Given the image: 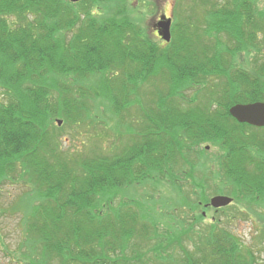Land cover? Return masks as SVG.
Segmentation results:
<instances>
[{
  "label": "trees",
  "instance_id": "16d2710c",
  "mask_svg": "<svg viewBox=\"0 0 264 264\" xmlns=\"http://www.w3.org/2000/svg\"><path fill=\"white\" fill-rule=\"evenodd\" d=\"M188 2L190 8L174 4L172 38L159 44L122 10L71 8L78 2L68 0H0V179L18 164L28 173L35 197L43 196L24 211L25 238L38 254L37 264L54 259L58 264H147L142 259L147 253L156 260L168 246H180V233L154 237L157 226L145 220L140 205L133 210L128 201L117 208L104 202L127 181L170 174L180 162L193 165L198 155L189 158L190 146L202 140L227 148L228 166L223 160L222 165L236 185L263 181L264 172L244 169L253 163L244 148L261 141L245 138L240 128L252 126L234 121L228 107L264 100V8L256 0ZM197 5L202 12H196ZM242 51L251 55L249 66L236 63L235 54ZM120 67L118 74L107 73ZM151 80L166 88L151 92L155 109L147 112L137 89L139 82ZM188 86L189 95L179 91ZM123 103L127 108L137 103L141 117L157 120L136 127L119 121L130 130L131 143L122 153L65 159L58 151L57 135L48 125L54 117L61 116L71 129L91 128L96 117L103 120L108 112L115 117ZM185 199L189 240L205 218L200 209L207 207L205 201ZM224 233L206 232L199 243L193 241L195 253L180 247L182 257L167 255L169 261L165 257L157 264H253L238 251L234 236ZM133 236L149 243L135 253L140 262L123 245Z\"/></svg>",
  "mask_w": 264,
  "mask_h": 264
},
{
  "label": "rangeland",
  "instance_id": "374dc122",
  "mask_svg": "<svg viewBox=\"0 0 264 264\" xmlns=\"http://www.w3.org/2000/svg\"><path fill=\"white\" fill-rule=\"evenodd\" d=\"M188 1L191 0H78L76 1L78 3L71 6V8H85L98 13H103L104 8H112L114 12L117 9L122 10L120 12L129 13L131 19L138 20L137 23L145 27V33L151 40L164 44L170 42L172 28L176 25V19L172 11L173 7L182 2L184 6L177 5L176 8H190L189 4L191 5V3ZM256 2L259 7L264 8V0H256ZM195 8H197L196 12H202L201 6L197 5ZM162 15L171 18L168 42L162 38V35L156 34L154 30L155 20L158 16H160V20L164 21ZM179 25L186 28L187 23L179 21ZM192 27L194 26L192 25ZM222 39L227 43L225 36ZM121 55H123L122 52L114 57ZM250 57L251 55L246 54L244 51L235 54L236 63L240 66H249ZM108 72H110L109 75L118 74L121 72V67L113 68V70L108 69ZM155 81H160V79L158 80L156 77ZM215 81L218 80L215 79ZM154 83V80L138 83L140 86L137 89V96L141 98L140 102L146 107L147 112H150L152 108L155 109V98L153 101L150 99L152 97L151 92L158 89L165 90L166 88L162 82ZM180 88H183V86H180ZM187 88L179 91L189 95L188 93L191 92L192 87L188 86ZM121 106L122 108L118 110L115 117H107L110 114L109 112L107 116L104 115L103 120L101 117H96L95 124L91 128L81 126L71 129L64 124L61 116L54 117L48 125L57 135L58 151L65 155V159L74 155L75 157L87 155V158L90 156L112 158L113 154L122 153L123 148L131 143L128 139V131L130 130L126 128L127 125H122L119 121L123 120L131 127H136L140 123L154 122L157 119L154 117H141L142 115L139 114L142 109L137 103L128 108L125 103ZM211 108L214 109V106L211 105ZM219 108L220 105L216 107V109ZM234 121L236 120L234 119ZM53 125L56 126L53 127ZM250 126L253 128L244 126L240 128V132L249 140L261 141L259 143L261 146L259 144L250 145L248 142L244 149L246 154H252L253 163H247L244 169L255 171L254 174L262 176L261 173L264 172V126ZM226 150L227 148L222 147L212 139L202 140L199 146L196 145L194 148L190 146L189 158L190 156L194 158V154L198 155V161L193 165H189V167H193L190 175L186 172L189 167L180 162L175 168L172 167L170 174L167 172L161 177L148 176L141 177L134 182L127 181L117 189V196L114 199L110 202H104V207L109 205L117 208V204H120L123 200L128 201L133 210H138L137 206L140 205L145 215L147 214L145 220L150 219L157 226L158 232L154 237L169 239L168 235L181 234V237H178L180 246H177V248L168 246L165 248L167 251L161 252L162 255L156 260L151 259V255L147 253L142 258L145 263L157 264L158 261H165L164 258L167 255L182 257L184 254L180 253V247L186 248L188 252L195 253L198 250H195L197 245L193 242L194 240L199 243V236L204 235L206 232L218 231L234 236L239 243L238 251L247 256L248 262L252 260L253 264H264V179L258 186L236 185L224 172L222 160L228 166ZM239 153L240 150H236V154ZM46 160L49 163L52 162L50 157ZM15 166L16 169L12 173L0 179V264H37L38 254L31 252V240L25 238L27 236V221L24 220V211L27 210L26 206H29L30 203L31 205L39 203L43 196L35 197V190L31 189L34 186L31 181L27 180L28 173L18 164ZM217 195L232 198L231 203L221 207H213L208 204L210 199ZM186 196H190L199 202L205 201L204 203L208 205V209H200V212L205 214V218L196 223L198 227L192 230L189 240H186L184 236L185 233L187 234V225H189L187 220H190L188 208L182 205L186 204V202H183L186 200ZM141 221L145 222L143 219ZM212 222L217 226L213 225ZM136 227L139 228L140 224L138 223ZM148 244L147 239L136 236L123 242L128 254L134 256L132 259L137 262L140 261L135 253L145 250ZM116 250L119 251L118 246ZM239 257L242 256L239 255ZM167 260L169 261L168 257ZM178 263L181 264L182 261L178 260L176 264ZM52 264H58V260L54 259Z\"/></svg>",
  "mask_w": 264,
  "mask_h": 264
},
{
  "label": "water",
  "instance_id": "95a60500",
  "mask_svg": "<svg viewBox=\"0 0 264 264\" xmlns=\"http://www.w3.org/2000/svg\"><path fill=\"white\" fill-rule=\"evenodd\" d=\"M69 1L76 2L78 0ZM170 23V18H166L164 21L160 20L158 22V26L162 29L161 31L159 30L158 33L162 35V38H164L166 41H168L170 37ZM228 112L238 122L248 123L257 127L264 126V101L235 103L229 107ZM231 200L232 198L230 197L217 195L212 197L208 204H211L213 207H221L229 204Z\"/></svg>",
  "mask_w": 264,
  "mask_h": 264
},
{
  "label": "flooded vegetation",
  "instance_id": "af4514ba",
  "mask_svg": "<svg viewBox=\"0 0 264 264\" xmlns=\"http://www.w3.org/2000/svg\"><path fill=\"white\" fill-rule=\"evenodd\" d=\"M160 16H158V18H159ZM158 19H156V21H157ZM156 25V24H155ZM154 30H155V32H156V34H158V32L157 31H159V30H161V28L158 26V24L155 26V28H154Z\"/></svg>",
  "mask_w": 264,
  "mask_h": 264
}]
</instances>
